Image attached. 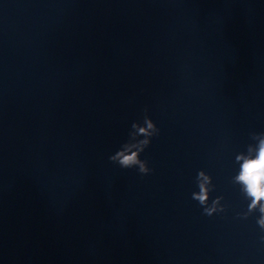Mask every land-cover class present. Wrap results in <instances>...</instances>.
I'll return each mask as SVG.
<instances>
[{
	"label": "water",
	"instance_id": "95a60500",
	"mask_svg": "<svg viewBox=\"0 0 264 264\" xmlns=\"http://www.w3.org/2000/svg\"><path fill=\"white\" fill-rule=\"evenodd\" d=\"M191 0H0V167L81 106Z\"/></svg>",
	"mask_w": 264,
	"mask_h": 264
},
{
	"label": "clouds",
	"instance_id": "9594fccd",
	"mask_svg": "<svg viewBox=\"0 0 264 264\" xmlns=\"http://www.w3.org/2000/svg\"><path fill=\"white\" fill-rule=\"evenodd\" d=\"M144 109L142 121H134L128 132V139L111 154L108 159L121 169H136L142 176L152 174L155 170L149 167L146 159L141 154L150 146L153 138L160 135L161 129ZM249 143L245 151L235 155V163L239 170L231 178L233 185H238L239 190L249 203L246 210L237 213L238 219L247 220L258 213L256 224L260 230L259 239L264 242V132L250 133ZM198 191H193L191 198L198 202L202 214L208 217L225 212L226 205L222 203L224 197L212 198L215 191L213 178L204 170H199L195 177Z\"/></svg>",
	"mask_w": 264,
	"mask_h": 264
}]
</instances>
